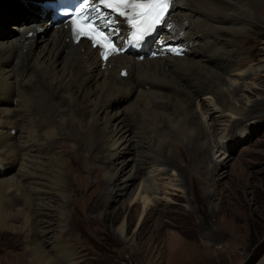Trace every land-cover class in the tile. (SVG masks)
Wrapping results in <instances>:
<instances>
[{"label":"bare ground","instance_id":"1","mask_svg":"<svg viewBox=\"0 0 264 264\" xmlns=\"http://www.w3.org/2000/svg\"><path fill=\"white\" fill-rule=\"evenodd\" d=\"M33 1L0 0V233L28 236L26 246L34 264H52L55 257L74 264L70 218L91 211L87 205L79 210V199L90 191L97 195L102 185L97 179L90 190L71 161L51 154L53 142L78 140L81 146L74 151L80 156L75 157L85 163L88 175L105 176L112 196L101 197L99 204L121 201L128 182L143 178L149 168L168 164L169 134L162 130L166 127L178 130L173 134L176 146L182 147L188 138L197 155L206 152L202 140L206 133L196 119L195 103L203 95L217 103L220 97L228 99L221 88L223 76L240 63L236 49L226 52L225 44L235 45L230 34L249 35L260 25L257 11L262 0H174L168 15L171 26L157 40L162 47L155 59L140 62L123 55L104 64L86 41L73 45L68 30L43 23ZM17 10L21 16L9 21L6 11ZM125 24V14L119 15L116 27L123 29ZM178 38L185 43L176 50L182 57H169ZM123 69L126 78L119 75ZM123 104L131 106L127 113L119 107ZM224 105L232 115L244 113L227 101ZM128 120L137 128H131ZM140 138L151 150L142 152L146 157L137 164L142 155L133 153L137 144L133 140ZM226 152L229 157L228 148ZM179 153L184 158V150ZM211 162L214 170L226 164ZM125 196L135 204L143 201L140 221L154 211L153 188L142 186ZM54 210L59 213L58 232L48 237L55 230ZM17 217L23 220L21 227L12 224ZM125 222L120 237L127 232ZM174 241L166 244L168 248L177 244L166 260L170 264L200 255L196 245Z\"/></svg>","mask_w":264,"mask_h":264},{"label":"rangeland","instance_id":"2","mask_svg":"<svg viewBox=\"0 0 264 264\" xmlns=\"http://www.w3.org/2000/svg\"><path fill=\"white\" fill-rule=\"evenodd\" d=\"M2 9H6V6ZM19 12L20 10H17L16 14ZM257 12L261 19L260 25L249 35L230 34L229 38L235 45L226 48L227 43L225 44L226 52L236 49L235 53L239 56L237 61L240 64L233 67L234 71L223 76L224 83L221 88L226 95L225 99L228 98L226 101L243 109L245 114L232 115L227 111L224 105L226 101L221 97L217 103L210 95L200 96L194 110L197 112L198 123L201 122L204 126L206 134L202 140L207 146V153L199 155L195 153L193 146L188 145L187 137L182 147L176 146L173 134H177L178 130L173 125L162 129L165 132L168 130L169 134L165 145V150L171 152L168 164L162 167L164 169L149 168L146 176L135 182H128L123 192L125 195L132 192L135 194L137 188L142 186H149L156 191V197L152 199L155 204L154 211L144 221H140L144 210L142 200L135 204L122 194L123 196H119L121 201H109L112 194L108 193L110 185L105 176L99 174L90 177L85 163L75 157L80 156L79 151H74L81 146L78 140L75 139L74 144L69 142L71 138H65L68 143H62L64 138L53 142L51 154L65 162L71 161L72 169L79 171L80 175L86 178L85 183L89 185L90 190L91 187H96L97 179L102 185L97 195L93 196L90 191L79 199L84 205L79 204L78 209L87 205L91 211L70 218V237L74 241V249L71 248V251L76 254L74 264H170L166 260L169 261V253L172 252L171 249L176 250L177 244L170 248L169 244H166L174 240V243L179 241L193 245V248L197 247L200 255L193 259L190 254L173 264L262 263L264 0L260 2ZM6 13L9 14L11 22L12 18L21 16V13ZM221 44L222 41H219L218 45ZM119 107L127 113L131 106L123 104ZM132 121H127L130 127L137 128L134 122L130 124ZM11 135L15 133L12 132ZM141 141V138L133 140V143L137 142L133 153L142 155L138 156L140 160L137 164L146 157L142 152L147 154L151 150L148 149L147 142ZM227 148L230 150L229 157ZM180 149L185 152L184 158L179 153ZM211 159L214 162L226 161V164L214 170ZM107 169L111 167L107 166ZM115 196L118 198V194ZM101 197H107L109 200L99 204ZM98 205L99 208L95 211ZM15 206L20 207L18 204ZM58 216V211L54 210L52 222L55 230L48 237L58 232ZM123 222L127 232L120 237L119 229ZM22 223L23 220L19 217L12 220V224L18 227H21ZM10 234L0 233V264H34L29 259L26 246L28 236ZM54 259L52 264H65L60 257Z\"/></svg>","mask_w":264,"mask_h":264},{"label":"snow or ice","instance_id":"3","mask_svg":"<svg viewBox=\"0 0 264 264\" xmlns=\"http://www.w3.org/2000/svg\"><path fill=\"white\" fill-rule=\"evenodd\" d=\"M85 4H90L91 8L85 9L81 13L80 19L77 20L76 13L80 12ZM173 4L174 0H83L72 14V20L75 21V23H71L73 37L77 41L87 38L92 41L94 47L99 43L107 49L108 56H110L113 50L116 52L123 51V48L117 47L116 42L113 40L112 25L115 21L110 18V13L115 12L116 9L111 6H128L130 13H136L145 21H152L142 30L140 39H143L144 36L150 35L154 28L166 23ZM100 6H105V8ZM116 15H124V13L116 12ZM125 18L128 19V17ZM132 22V20H129V23ZM78 32L80 35H77ZM105 41H108V43H105ZM108 56L105 55L104 51L101 52L102 58H108Z\"/></svg>","mask_w":264,"mask_h":264}]
</instances>
